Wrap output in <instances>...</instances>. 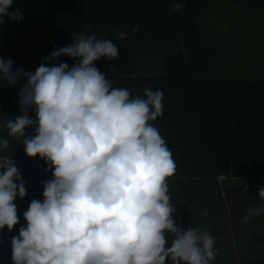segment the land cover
<instances>
[{
    "label": "clouds",
    "instance_id": "9594fccd",
    "mask_svg": "<svg viewBox=\"0 0 264 264\" xmlns=\"http://www.w3.org/2000/svg\"><path fill=\"white\" fill-rule=\"evenodd\" d=\"M13 2L0 0V24L5 17L22 19L19 8L9 12ZM182 6L170 5L173 11ZM88 31L73 33L72 42L55 48L34 73L13 70V61L0 57V79L10 86L26 80L18 93L22 114L0 124V229L18 224L14 200L26 196L6 154L9 138L52 169V178L42 182L43 199L30 202L26 224L11 240L12 264H213V235L191 225L184 230L173 218L168 178L176 164L153 124L163 115V91L146 87L133 96L114 87L118 74L106 78L95 62L117 59V44ZM61 56L75 63H46ZM33 125L34 134L26 136ZM257 195L262 202L245 210L243 223L264 215V186ZM166 233L173 236L170 247Z\"/></svg>",
    "mask_w": 264,
    "mask_h": 264
},
{
    "label": "trees",
    "instance_id": "16d2710c",
    "mask_svg": "<svg viewBox=\"0 0 264 264\" xmlns=\"http://www.w3.org/2000/svg\"><path fill=\"white\" fill-rule=\"evenodd\" d=\"M212 1L218 2L14 0L9 12L19 8L23 17L19 22L5 17L0 24V57L12 60L13 70L20 60L21 69L34 73L55 48L72 42L73 33L90 28L87 34L113 40L118 58L109 61L102 57L95 62L106 78L118 74L113 86L128 88L133 96L143 95L146 87L163 91V115L153 124L176 164L175 173L168 178L176 208L174 220L184 230L191 225L209 231L215 238L219 216L230 211L232 225L240 232L247 231V242L254 249L237 254L234 248L218 245L215 238L218 251L213 264H264V215L243 223L245 210L262 202L257 189L264 186V60L229 70L230 62H240L238 50L227 49L211 33L210 26L200 24L203 9L213 6ZM243 1L247 5L253 1L254 7L264 3ZM174 2L183 6L173 11L170 5ZM121 31L127 33L126 38H118ZM15 41L22 44L20 54ZM259 44L264 52V39ZM156 59L161 61L163 72H145L147 63ZM60 62H67L69 67L75 63L67 56L46 61L49 66ZM139 68L143 71L138 72ZM24 83L23 77L15 86L0 79V102L10 118L22 114L18 93ZM29 116L35 118L31 109ZM34 128H26V136L33 135ZM9 139L6 154L12 155L25 183L26 196L14 200L18 224L12 230L6 226L0 229V264H12L11 240L26 224L23 212L33 199H43L42 182L52 178V169L44 159L27 156L22 141ZM226 184H232L228 193ZM245 185L248 192L243 191ZM172 239L166 233L167 246H171ZM258 243L261 248L255 249ZM166 264L171 260L166 259Z\"/></svg>",
    "mask_w": 264,
    "mask_h": 264
},
{
    "label": "crops",
    "instance_id": "0c3cea01",
    "mask_svg": "<svg viewBox=\"0 0 264 264\" xmlns=\"http://www.w3.org/2000/svg\"><path fill=\"white\" fill-rule=\"evenodd\" d=\"M222 1H212L213 6L209 5V8L206 6L203 9V19L200 20V24L205 22L204 25L210 26L211 33L216 35L226 45L227 49L239 50L242 47L241 42L244 43V46L249 43L248 48H250L254 45V40L260 39L262 41L264 39V18L262 17L264 3L262 6H258L263 9L261 10L254 7L253 1L248 2L249 5H247V1L243 0ZM259 42L257 47L262 48L263 45L260 46ZM258 66L260 65L257 64L255 67Z\"/></svg>",
    "mask_w": 264,
    "mask_h": 264
},
{
    "label": "rangeland",
    "instance_id": "374dc122",
    "mask_svg": "<svg viewBox=\"0 0 264 264\" xmlns=\"http://www.w3.org/2000/svg\"><path fill=\"white\" fill-rule=\"evenodd\" d=\"M264 21V20H263ZM223 29L225 28L224 26L222 27ZM260 41V39L254 40V45L250 48H248V46L250 45L249 43L244 46V43L241 42L242 47H240V49L238 50V54H239V63L236 64L234 62H230L228 64L229 66V70L235 71V70H240L241 68H245V65L247 63H251V62H256L257 60H264V52L263 50H261V48L257 47V43ZM16 44V50L17 53H22L23 51V47L22 44L18 41H15ZM155 61V62H154ZM154 61H149L147 63L146 66V71L147 73L151 74V75H159L160 73L163 72V67L161 65V61L154 60ZM18 64L15 65V69L16 68H22L20 64H22V62L20 60L16 61ZM15 62V63H16ZM253 66H255V64H251ZM241 67V68H240ZM142 72L143 70H141V68H139L138 72ZM9 115L7 116V112L5 111V109L3 108L1 102H0V124H3L6 120V118H8ZM231 186L232 184L229 186H227L226 184V190L227 193L228 191L231 190ZM232 215L230 213V211L224 212L219 216V224H218V233L216 235V242L218 243V245H222L225 246L226 249L228 248H234L235 250L233 251L234 253L237 252V254H240L241 252L246 253L247 251L251 252L254 248L253 245L249 244V242H247V237L249 236V234L247 233V231L245 232L241 230H238V228H235V225H232ZM256 232H260V230H258L257 228H254V226H251ZM258 230V231H257ZM251 248L250 250L248 248ZM259 249L261 248V245L258 246L256 244V248L255 249ZM241 249V250H238ZM252 254V253H250Z\"/></svg>",
    "mask_w": 264,
    "mask_h": 264
}]
</instances>
